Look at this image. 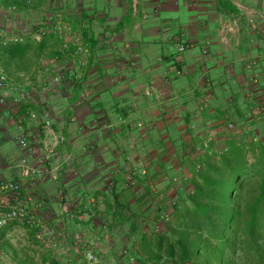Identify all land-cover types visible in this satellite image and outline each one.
<instances>
[{
	"label": "crops",
	"instance_id": "1",
	"mask_svg": "<svg viewBox=\"0 0 264 264\" xmlns=\"http://www.w3.org/2000/svg\"><path fill=\"white\" fill-rule=\"evenodd\" d=\"M59 20L86 44L84 55L69 33L54 31ZM35 25L45 30L40 41L29 35ZM2 31L25 40L0 43L9 83L0 91V181L20 182L30 214L61 234L56 250L36 241L27 252L3 235L25 224L8 222L0 246L10 264H85L72 236H94L103 221L110 223L97 251L103 263L129 264L120 252L132 247L139 264H156L139 249L154 244L147 227L174 195L172 178L189 179V168L226 137L237 143L240 128L264 122L249 109L264 99V0H0ZM228 122L237 130L225 132ZM19 129L28 150L17 145ZM21 158L46 174L57 167V181L23 176ZM140 166L146 176L128 183ZM88 196L93 212L77 217ZM14 202L0 192V211Z\"/></svg>",
	"mask_w": 264,
	"mask_h": 264
},
{
	"label": "trees",
	"instance_id": "2",
	"mask_svg": "<svg viewBox=\"0 0 264 264\" xmlns=\"http://www.w3.org/2000/svg\"><path fill=\"white\" fill-rule=\"evenodd\" d=\"M257 147L256 164L248 165L232 147L218 179L203 178L204 188L190 197L189 224L181 225L176 240L168 244L167 264H237V255L243 264H264V143ZM160 239L158 245L166 240Z\"/></svg>",
	"mask_w": 264,
	"mask_h": 264
},
{
	"label": "built area",
	"instance_id": "3",
	"mask_svg": "<svg viewBox=\"0 0 264 264\" xmlns=\"http://www.w3.org/2000/svg\"><path fill=\"white\" fill-rule=\"evenodd\" d=\"M28 4H31L28 2ZM250 22H252L250 20ZM38 25H35L34 27L30 26L29 30H33L29 35L31 38L35 41H40L41 38L45 35V30L41 27H38ZM53 29L55 32H59L60 35L65 31L70 34V43L74 49L75 53L79 55H84L87 52L86 44H84L80 37L75 34L74 32L70 31V27L65 24H61L60 20L56 21L54 23ZM25 40L24 37L17 36V35H11L7 31H2L0 33V43L2 45H7L9 43L12 44H18L23 43ZM67 43L63 45V48H67ZM184 50V47L180 45L178 47V51L182 52ZM68 77L70 79L77 80L79 77L74 70H70L68 72ZM59 80V78H56V82ZM251 82L255 85L257 83L256 78H252ZM9 87V83L7 80V77L4 73V70L0 66V91L6 89ZM0 101H2V97L0 98ZM251 112H257V114L261 117L262 120H264V99L260 102L258 106H252L249 108ZM29 118L31 120H35L37 118V115L32 112L29 114ZM50 119L47 112L43 113V125L47 132L52 134L50 131ZM237 130L236 125L233 122H228L224 126L225 132H234ZM243 135H247L248 132H243ZM250 133H248L249 135ZM53 135V134H52ZM255 134H251V136H254ZM17 145L20 149L28 150L29 144L26 135L24 132L19 129L17 137H16ZM208 149L207 142L203 143L202 147L198 146L195 148L198 153H202L203 151H206ZM194 150V151H195ZM219 154L222 153L221 151L218 152ZM17 167L21 170L23 176L28 178H36L39 180H42L47 175L53 182L57 181V167H52L48 174L44 173L42 169H39L38 167H35L34 165H31L25 158H21L17 164ZM196 169H199V165L195 167ZM133 175L144 177L146 176V170L140 166L135 168L134 170H129L127 177H128V183H131V178ZM178 178H172L173 182H177ZM22 189V184L20 182H7V181H0V192L6 193V194H12L14 196V204L11 205L7 211L2 212L0 211V230L10 221H20L23 222L25 225H27L29 228L34 230V237L35 239L43 244V246L47 249L56 250L59 245V233L55 228H49L45 227L44 222L42 219L38 217H34L30 214V211L28 209V204L31 203L29 199L23 200L20 198V193ZM87 204L83 206L81 209H78L76 211V216L81 217L83 213L87 212H93L92 209L95 207L96 202L95 199L92 196H88L87 198ZM41 205L39 203L34 204L35 209H39ZM169 217L167 213H161L156 218V226H154V231H158L160 228V224L163 222L168 221ZM109 225L110 223L108 221H103L100 225L99 233L87 237L85 239H80L78 236L75 237V244H77L81 250L79 252L80 256L84 260L85 264H103L97 257L96 250L100 246L102 239L106 238L108 232H109ZM132 241V240H131ZM122 257L126 258L127 262L129 264H136L137 259L134 254L133 248H124L121 251ZM112 264V263H111ZM114 264V263H113ZM123 264V263H120ZM149 264V263H147Z\"/></svg>",
	"mask_w": 264,
	"mask_h": 264
},
{
	"label": "rangeland",
	"instance_id": "4",
	"mask_svg": "<svg viewBox=\"0 0 264 264\" xmlns=\"http://www.w3.org/2000/svg\"><path fill=\"white\" fill-rule=\"evenodd\" d=\"M250 128H240L239 129V133L241 134L243 132H248L250 133L248 135L245 136V140H243V138H236V141H234L233 139V143L231 142V138L228 136L226 137L227 140H225L228 146V150L226 149V145L220 146L217 149H212L210 154L208 156H205V160L202 161L201 163L197 164L199 165V169L196 168H189V176L190 178L188 179V177L186 176H178V180L176 183H173V190H174V195L171 196L169 199H167V201L165 202H160L159 203V207L157 209V211L160 215L161 213H167L168 214V221L163 222L162 224H160V228L158 231H154V226H156L157 222H156V218L154 219L153 217V222L152 224L149 223V220L146 221V225H149V230L146 233V241L152 240L154 242L153 245L151 244H147L145 243L144 245L140 246V253L146 256H157L158 257V261L156 262V264H167V262H169L170 260V255H169V251H168V244L175 241L176 240V233L178 228L180 229V226L183 224H189V220L192 217V205H191V200L190 197L194 195V193L197 191V189L200 188H204L205 186V182L203 180V178H214V179H218L217 174L218 172L221 173L222 168H223V160L229 158L230 156V150L231 148H237L239 151V153L244 156L245 162L248 165H254L256 164L258 158H259V148L257 147L258 144H260V142L264 143V122L261 121H256L253 124H250L249 126ZM242 129V130H241ZM244 129V131H243ZM229 133V132H228ZM254 133V136H251V134ZM230 138V139H229ZM235 139V140H236ZM231 140V141H230ZM230 147V148H229ZM236 149V150H237ZM219 151H221L222 153H218ZM193 154L199 156L198 151H193ZM196 165V166H197ZM195 166V167H196ZM181 171V170H180ZM182 173V172H181ZM255 179V178H254ZM150 190H155L153 187ZM190 214V216H189ZM17 231L15 233H11V231H5L4 232V238H5V242L7 240V242H10L12 244H20L21 246H23L25 249V244H30V245H35L36 244V239L34 237V230L33 232L31 231V229H29L28 227H26L25 225L19 223L18 227L15 228ZM201 231L202 232L204 230L203 227H201ZM59 233V237L61 236L60 232ZM150 233V234H149ZM203 233V232H202ZM161 236H165L166 240H162L161 241V245L157 246V239L159 240ZM206 236V235H205ZM205 236L203 235V237L205 238ZM59 245H60V239L59 238ZM75 235L72 236V240L73 242L75 241ZM191 238L195 237V236H190ZM78 238L80 239H85L86 237H82V235L78 234ZM137 239V237L135 238V240ZM1 240V239H0ZM10 240V241H9ZM134 240V241H135ZM161 240V239H160ZM66 241V240H65ZM64 239H62V246H64L65 243ZM38 242V241H37ZM133 242V241H132ZM152 242V243H153ZM4 242L1 243L0 246V264H10V252H8V250L6 249V247L3 245ZM40 243V242H39ZM43 246V244H41ZM79 247L77 244L74 245ZM5 247V248H3ZM44 247V246H43ZM242 249H245L244 246H241ZM79 250L78 253L80 252L81 248H78ZM99 247L96 250V254L98 251ZM27 252H29V248L28 250L26 249ZM178 248L176 246H174V255L175 259L177 256V252ZM240 253V252H239ZM121 254V252H120ZM98 259L103 263L102 259L97 256ZM239 256H235L233 260H235L237 262V264H243L241 261H239V259H237ZM82 258V257H81ZM151 258V257H150ZM138 260V258H137ZM238 260V261H237ZM174 261V260H172ZM147 262V261H146ZM151 264L152 262L149 261ZM103 264H107V263H103ZM139 264V260L138 263ZM191 264V263H189Z\"/></svg>",
	"mask_w": 264,
	"mask_h": 264
}]
</instances>
